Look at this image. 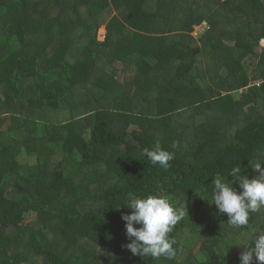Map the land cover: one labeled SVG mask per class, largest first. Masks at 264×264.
<instances>
[{
  "label": "trees",
  "instance_id": "obj_1",
  "mask_svg": "<svg viewBox=\"0 0 264 264\" xmlns=\"http://www.w3.org/2000/svg\"><path fill=\"white\" fill-rule=\"evenodd\" d=\"M148 1L0 0V264H240L264 233V207L233 228L211 204L264 150V84L235 95L264 78V0ZM130 194L187 209L175 259L124 247Z\"/></svg>",
  "mask_w": 264,
  "mask_h": 264
},
{
  "label": "clouds",
  "instance_id": "obj_2",
  "mask_svg": "<svg viewBox=\"0 0 264 264\" xmlns=\"http://www.w3.org/2000/svg\"><path fill=\"white\" fill-rule=\"evenodd\" d=\"M177 147L178 143L173 142L172 148ZM143 155L153 166L159 165L164 170H168L170 161L175 159V152L159 145L153 149L144 148ZM252 168L257 173L252 178L242 174L246 170L235 165L226 177L217 175L212 183L211 204L216 206L218 213L227 214V224L233 228L250 227L251 214L264 207V150L257 152V162ZM228 176L234 179L229 181ZM236 184L238 189L234 187ZM122 206L131 210L130 214H124L121 218L130 241L124 247L132 255L153 260L176 258L182 244L170 233L188 215L185 207L176 206L159 194H130ZM242 246H245V250L239 256L240 264H253L254 259L257 264H264V233H257L250 244Z\"/></svg>",
  "mask_w": 264,
  "mask_h": 264
},
{
  "label": "rangeland",
  "instance_id": "obj_3",
  "mask_svg": "<svg viewBox=\"0 0 264 264\" xmlns=\"http://www.w3.org/2000/svg\"><path fill=\"white\" fill-rule=\"evenodd\" d=\"M156 1L157 0H149L148 1V8L151 10L155 7L156 5ZM225 1V0H224ZM116 12L114 10H109L107 12V16L104 18V22H106L107 19L111 18L113 15H115ZM208 30V25L206 23H203L202 25L200 26H196L195 29H194V32H193V35L195 38H199L201 35H203L206 31ZM105 33H106V30H105V27L104 25H102L100 28H99V33H98V37H99V40L100 41H103L104 37H105ZM264 42V41H262ZM263 46H261L260 48L257 49V51H261ZM246 66L249 67V71L252 73L253 69H254V64H252L251 61H246ZM235 95L240 98L241 95H242V91H237L235 93ZM20 161L21 163L23 164H36L37 163V160L36 158H30L28 157L26 154H23L22 157L20 158ZM38 218V215L36 213H33L32 214V217L30 220H37ZM193 252L195 255L199 254L200 253V245L197 246L196 248L193 249ZM200 257V255H199ZM201 258V257H200ZM202 259V258H201Z\"/></svg>",
  "mask_w": 264,
  "mask_h": 264
},
{
  "label": "built area",
  "instance_id": "obj_4",
  "mask_svg": "<svg viewBox=\"0 0 264 264\" xmlns=\"http://www.w3.org/2000/svg\"><path fill=\"white\" fill-rule=\"evenodd\" d=\"M262 46H264V42H262ZM264 84V78H258V79H254L252 78L250 80V83L248 86L242 88L240 91L242 92H248V90L251 88V87H260Z\"/></svg>",
  "mask_w": 264,
  "mask_h": 264
}]
</instances>
